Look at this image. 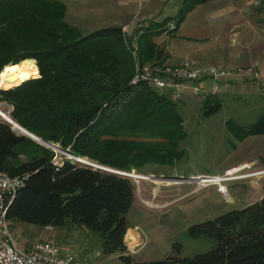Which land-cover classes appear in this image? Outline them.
<instances>
[{"label": "trees", "instance_id": "1", "mask_svg": "<svg viewBox=\"0 0 264 264\" xmlns=\"http://www.w3.org/2000/svg\"><path fill=\"white\" fill-rule=\"evenodd\" d=\"M204 1L181 0L177 14L169 20L137 27L140 60L148 59L146 40L166 28L175 30L188 11ZM64 10L62 0H0V67L8 62L0 70V79L9 65L28 57L37 65V70L35 66L27 73L34 75L0 88V99L10 105L8 113L18 124L61 150L110 168L137 170L136 165L147 155L151 157L165 144L175 145L178 131L164 126L182 122L178 99L142 81H131V50L135 47L121 25L81 33L63 18ZM156 25L159 28L153 29ZM13 82L1 80L3 85ZM215 93L204 96L207 111L215 112L221 105ZM131 111L137 112L139 120L149 122L162 138L167 137L166 141L115 137ZM250 131L264 132V111ZM27 143L31 150L20 157ZM55 153L15 132L0 117V171L25 174L23 185L7 204V219L58 226L69 218L96 231L101 252H119L125 264H264V194L243 207L189 226L193 236L215 238L217 243L211 249L136 261L124 241L128 228L125 214L134 198L130 176L64 154L55 162Z\"/></svg>", "mask_w": 264, "mask_h": 264}, {"label": "rangeland", "instance_id": "2", "mask_svg": "<svg viewBox=\"0 0 264 264\" xmlns=\"http://www.w3.org/2000/svg\"><path fill=\"white\" fill-rule=\"evenodd\" d=\"M128 1L123 2L125 4L123 8L134 11L137 9V17L132 19V26L136 27L138 22L151 21L148 18L141 19L142 10L150 0ZM180 1L161 0V12L150 18L153 19L152 21L169 20L170 16L177 14ZM70 3L74 4L72 1ZM110 3L117 5L116 12H118V6L121 5L119 0H110ZM71 14L73 11H69L66 21H72ZM116 17H120L119 14ZM96 21L97 18L91 20L90 17L91 26L81 25L80 32L86 33L95 27L108 24V22L96 24ZM195 21L196 18L187 13L181 29L185 34L181 41L185 44L193 43L186 35L189 33L188 28L191 29V24ZM118 22L120 23L121 20ZM171 23L172 21L169 25ZM126 32L130 43L132 42L136 47L135 36H129L131 29H126ZM28 58L32 59L33 69L36 66L37 70L35 59ZM7 63H4L0 70ZM251 64L257 65V62L227 66L246 67ZM26 75L34 74L20 75L13 82L14 84L3 85L0 82V88L15 85L20 82L15 83L19 78ZM258 76L244 78L250 80L240 82V86L234 89H227L223 84L221 90L215 93L221 103L215 112L207 111L208 107L203 106L204 95L193 94L187 90L177 102L182 122L164 126L178 131L175 145L165 144L164 149L156 151L151 157L147 155L140 165H136L137 170L131 169L135 172L128 171L132 175L130 178L134 185V198L125 214L130 227L126 230L124 241L127 242L130 232L136 237L135 243L127 242L129 246L126 243L127 251L134 260L158 259L170 253L180 256L194 255L211 249L217 243L215 238L207 235L193 236L189 233V226L229 209L243 207L264 194V132H249L252 123L264 111V87L257 86L255 79ZM0 109L7 112L10 105L0 99ZM136 113L131 111L126 115L120 128L114 132L115 137L136 138L145 142L160 138L166 141L167 137L162 138L161 134L155 132L153 126L148 124L149 122L139 120ZM7 114L10 117L9 113ZM15 132L22 133L20 129ZM22 134L31 138L33 142L44 145L33 137ZM29 145L28 143L26 146L23 145L25 147H22L20 157L29 153L31 150ZM50 148L56 152L52 158L55 162L63 154L71 157L64 150ZM82 159L91 162L89 158L82 157ZM232 169L241 170L231 175L227 174ZM149 174L169 177H148ZM198 174L212 176L198 177L196 180L177 178ZM140 175L143 177H139ZM219 183L225 185L224 192L220 191ZM7 225L17 246L21 249H27L37 239H48L56 243L59 248L72 252L82 264H125L119 257V252H101L100 239L96 231L69 218L58 226H42L10 219L7 220Z\"/></svg>", "mask_w": 264, "mask_h": 264}, {"label": "crops", "instance_id": "3", "mask_svg": "<svg viewBox=\"0 0 264 264\" xmlns=\"http://www.w3.org/2000/svg\"><path fill=\"white\" fill-rule=\"evenodd\" d=\"M66 1H63L65 4L63 18H67L69 11H73L71 14L73 18L71 17L72 21L69 23L78 29L81 25L91 26L90 17L91 20L97 18L96 24L108 22L107 25H121L126 36V29H131L129 36H135L137 27L147 24L138 22L136 27L132 26V19L137 17V9L134 11L123 8L128 0H119L121 5L118 6V12H116L117 5L111 4L110 0ZM71 1L74 4L70 3ZM160 2L161 0L148 1L145 9L142 10L141 19L148 18L152 21L150 17L161 12ZM187 13L196 18L186 35L193 43L185 44L181 41L185 36L181 30L183 19L175 30L170 31L166 28L146 40L149 49L146 53L148 59L145 62L173 64L183 59L195 60L201 64L246 65L257 62L259 76L255 82L258 87H264V0H207L195 4ZM117 14L120 17H116ZM118 20L121 22L119 23ZM158 28V25L153 27V29ZM135 48L137 49V46ZM247 80L250 79L235 78L225 82L224 85L227 89H234L240 86V82ZM128 235L130 236L127 242L135 243L134 234L130 232Z\"/></svg>", "mask_w": 264, "mask_h": 264}, {"label": "built area", "instance_id": "4", "mask_svg": "<svg viewBox=\"0 0 264 264\" xmlns=\"http://www.w3.org/2000/svg\"><path fill=\"white\" fill-rule=\"evenodd\" d=\"M131 51L134 56L131 81H142L156 90L168 92L175 99H181L187 90L205 96L220 91L229 80L258 76L256 64L227 66L201 64L190 59L173 64H149L140 60L136 48ZM210 176L200 174V177ZM24 178L25 174L10 175L0 171V264H82L72 252L59 248L48 239H37L27 249L17 246L7 225L5 211L11 195L23 185ZM223 186L219 183L221 192H224Z\"/></svg>", "mask_w": 264, "mask_h": 264}, {"label": "water", "instance_id": "5", "mask_svg": "<svg viewBox=\"0 0 264 264\" xmlns=\"http://www.w3.org/2000/svg\"><path fill=\"white\" fill-rule=\"evenodd\" d=\"M25 79V78H24ZM21 81V80H20ZM1 87V86H0ZM0 117L2 119H4L5 121H7L8 123H10L11 125V128L14 130V131H18L19 129L16 127L18 126L21 130L22 133H25L31 137H33L34 139H36L38 142H41L43 143L44 145L46 146H50V147H54L58 150H61L56 144H53L52 142L48 141V140H44L38 136H36L35 134L31 133L30 131H28L26 128L22 127L21 125H19L17 122H15L13 119H11L8 115H4L3 113L1 114L0 113ZM65 152H67L66 150H64ZM71 157L73 156L75 159L79 160L80 162H84V163H87L89 165H92L94 167H99V168H102V169H106V170H110V171H114V172H118V173H121V174H125V175H128V176H132L131 173H129L128 171H124V170H118V169H114V168H110V167H107V166H104V165H100V164H97V163H94V162H89V161H86V160H83L82 158H79L77 156H74L72 155L71 153L67 152ZM139 177H143L142 175H140ZM148 177H163V178H166V177H169V176H166V175H154V174H149ZM198 177H200V174L196 175V176H190V177H177V178H181V179H186V180H196Z\"/></svg>", "mask_w": 264, "mask_h": 264}, {"label": "bare ground", "instance_id": "6", "mask_svg": "<svg viewBox=\"0 0 264 264\" xmlns=\"http://www.w3.org/2000/svg\"><path fill=\"white\" fill-rule=\"evenodd\" d=\"M33 66H34V63H33L32 59L29 58V59L22 60L21 62L16 63L13 66L7 67L6 71L2 75V82H13V81H15L20 75H24V74L30 72V70L33 68ZM0 82H1V79H0ZM239 168H241V166H239ZM237 170H241V169H232L227 174L231 175L233 173H236ZM202 180H204V179H202Z\"/></svg>", "mask_w": 264, "mask_h": 264}]
</instances>
